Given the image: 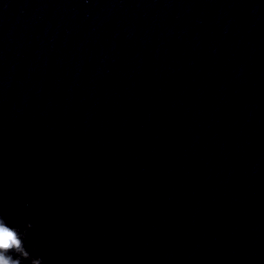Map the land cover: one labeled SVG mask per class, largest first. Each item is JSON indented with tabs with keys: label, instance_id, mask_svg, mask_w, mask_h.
Listing matches in <instances>:
<instances>
[{
	"label": "clouds",
	"instance_id": "1",
	"mask_svg": "<svg viewBox=\"0 0 264 264\" xmlns=\"http://www.w3.org/2000/svg\"><path fill=\"white\" fill-rule=\"evenodd\" d=\"M21 231L19 227L10 226L3 215H0V264H43L42 258H33L25 246L28 229L33 227L26 222Z\"/></svg>",
	"mask_w": 264,
	"mask_h": 264
}]
</instances>
